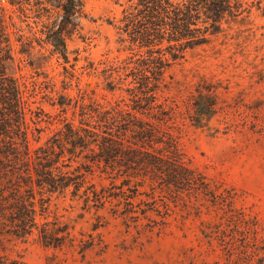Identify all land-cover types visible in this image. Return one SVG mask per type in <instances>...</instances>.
Segmentation results:
<instances>
[{"label":"rangeland","instance_id":"1","mask_svg":"<svg viewBox=\"0 0 264 264\" xmlns=\"http://www.w3.org/2000/svg\"><path fill=\"white\" fill-rule=\"evenodd\" d=\"M243 1L249 11L223 21V30L209 43L189 49L167 69L157 95L184 109L202 78L218 85V109L211 118L200 124L178 121L180 147L193 167L231 192L232 206L248 223L229 222L224 203L153 191L148 182L138 187L131 204L118 188L108 191L119 198L105 196L100 203L92 194L86 202L83 189L73 195L69 187L63 193L37 194V220L68 225L75 247L45 246L36 231L28 237L0 232L1 254L30 264H264V0ZM126 5L127 0H86L87 17L68 40L65 61L51 46L33 41L39 24L0 0L14 55L8 72L26 85L32 128L34 111L45 113L37 124L41 131L29 136L32 148L64 118L78 125L80 105L130 103L128 89L137 84L128 74L133 64L126 67L132 51L128 41H120L126 35L119 30ZM20 34L32 41L30 54L20 52ZM61 100L69 104L61 107ZM105 177L96 169L87 182L97 190L110 187ZM123 190L124 195L135 193L133 186Z\"/></svg>","mask_w":264,"mask_h":264},{"label":"trees","instance_id":"2","mask_svg":"<svg viewBox=\"0 0 264 264\" xmlns=\"http://www.w3.org/2000/svg\"><path fill=\"white\" fill-rule=\"evenodd\" d=\"M7 2L16 6L25 20L32 18L40 25L39 36L32 33L33 41L51 46L68 61V40L79 32L81 19L87 17L86 0ZM245 11L249 9L243 0H127L119 30L126 35L120 36V41L129 42L132 54L126 67L133 64L128 74L137 84L128 89L130 103L80 105L78 125L64 118L62 125L34 148L29 136L41 131L37 124L45 113L40 108L34 111L32 128L27 119V113L33 111L25 95L26 85L8 72L14 55L10 33L0 15V232L28 237L36 231L45 246L75 247L68 225L39 224L37 194L63 193L73 187V195L83 189L86 202L92 194L102 203L106 197L120 195L108 191L118 188L120 196L131 204L138 187L146 182L153 191L159 188L175 197L185 192L199 195L212 205L224 203L229 222L248 223L242 211L232 206L231 192L193 167L180 147L178 121L188 118L200 124L211 118L218 109V85L202 78L184 109L176 100H160L157 95L167 69L189 49L209 43L223 30V21ZM17 40L20 52L30 54L32 41L22 34ZM57 103L61 107L69 104L65 100ZM96 169L111 179L110 187L97 190L94 183L87 182V176ZM124 186L128 190L133 186L134 195H124ZM151 198L156 204V198ZM0 264L30 263L0 253Z\"/></svg>","mask_w":264,"mask_h":264}]
</instances>
